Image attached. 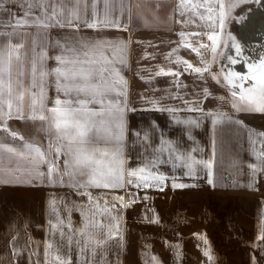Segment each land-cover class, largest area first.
<instances>
[{"label": "crops", "instance_id": "0c3cea01", "mask_svg": "<svg viewBox=\"0 0 264 264\" xmlns=\"http://www.w3.org/2000/svg\"><path fill=\"white\" fill-rule=\"evenodd\" d=\"M110 2L120 20L119 28L103 25L88 28L84 20H92V0H80L79 30L73 31L71 27L16 28L13 25L26 12L30 17L41 16L43 8L51 14L53 5L58 12L67 15L77 10L74 8L76 0H0V42L23 46L20 80L24 90V118H17L14 113L12 118L6 115L5 120L25 125L26 130L32 125L40 136L45 134L43 125L47 122L28 118L39 115L29 109L28 90L32 84V59L39 60L42 52L45 54L44 67L51 70L56 67L54 57L61 55L65 43H124L127 47L121 75L127 81L123 106L126 131L119 146L123 150L125 168L144 167L151 161L156 164L154 171L170 179L162 185V191L155 185L137 188L135 183L116 189L90 187L78 191V184L86 178L57 175L56 181L49 183L46 176L36 179L35 170L26 167V161L10 162L5 158L0 161V264H58L54 259L57 255L68 264H264L263 255H256L253 242L263 236L264 202L256 201L252 194V187L260 189L264 181H242L235 175L238 168L234 170L239 160L241 171L251 170L249 165L255 164L258 175L264 176V166L259 162L264 159L260 154L263 150L248 152V125L236 115L238 111L232 107L228 88L214 82L207 71L198 74L191 69L185 70L187 65L182 62L207 67L211 43L207 34L211 28L201 24L198 16L194 18L195 23L193 20L191 24L187 22L189 10L178 8L180 0ZM183 2L191 7L202 0ZM102 8L101 2L98 11ZM182 11L185 15L180 14ZM174 20L176 25L170 23ZM180 32H200V36L186 35L184 43L190 42L194 47L203 43L209 47L201 49L198 55L181 45ZM161 68L179 75H156ZM33 91L38 93L40 89L36 87ZM44 94L45 106L51 107L57 97L54 78H44ZM61 98L65 97L61 95ZM196 107L203 112L188 110ZM157 108L178 111H158ZM209 113H223V117H218V122L213 124ZM245 114L264 124L263 113ZM256 136L257 146L263 148L264 137ZM162 139L171 144L161 145ZM24 141L42 149L46 147L43 140L27 138ZM0 142L13 143L17 147L21 143L4 133H1ZM114 145L115 141L109 146ZM172 146L179 154L191 153L199 161L213 159L214 185L207 183V170L203 165L196 166L194 177L185 175L184 160L173 161L167 152L161 155L157 151L160 147ZM58 164L62 170L63 158ZM30 171L31 183L23 182L30 178L25 174ZM38 171L47 173V164H41ZM9 172L19 180H11ZM171 178L195 187L173 188ZM81 191L90 192L93 201L90 203ZM115 196L124 199L114 200ZM235 198L241 202L233 200ZM97 199L101 208L107 202L111 215L118 217L119 238H115L113 232L106 237L103 246H90L82 233L88 231L86 213L90 207H95ZM237 203H245V211L240 210L239 217L238 211L232 212ZM96 218L99 221L101 215ZM249 219L250 224L244 227L241 222H249ZM257 220H260V228ZM103 222L108 224L106 216ZM153 256L157 258L155 262L151 259Z\"/></svg>", "mask_w": 264, "mask_h": 264}, {"label": "snow or ice", "instance_id": "6c2138e0", "mask_svg": "<svg viewBox=\"0 0 264 264\" xmlns=\"http://www.w3.org/2000/svg\"><path fill=\"white\" fill-rule=\"evenodd\" d=\"M103 4L102 10L98 11V4ZM248 0H215L209 3L205 0L203 4H189L182 2L178 5L180 9H188L202 21H207L211 31L207 34V40L210 41L213 61L217 56H225L224 49L232 48L235 50V57L227 55L229 64L234 65L241 62L243 56L242 47L235 41L230 34L227 39L224 38V27L226 18L230 13L240 5L247 3ZM80 0H76L74 8L76 11H69L65 15L62 11L58 12L53 5L51 14L45 9H41V16L30 17L26 12L23 18H17L13 27H71L73 31L79 30L81 16L79 14ZM92 20L84 23L88 28H97L100 25L105 27H120V20L115 16L114 5L110 0H92ZM218 7V12L216 11ZM63 8V5H61ZM203 8L207 16L202 14L199 9ZM181 15H185L182 11ZM217 22L219 30H216ZM195 23V19L193 20ZM181 45L200 54L201 49H207L208 44H199L194 47L190 42L184 43L186 35L200 36V32L186 34L179 33ZM8 41V37H5ZM59 46V45H58ZM22 45L11 42L0 43V129L8 133L13 141L19 140L20 146L13 143L0 142V161L7 158L10 162L26 161V167L35 170L36 179H43L45 176L49 183L56 181L57 175L69 178L79 176L86 178L83 183L78 184L79 189L90 187L103 189L122 188L125 184H133L137 188H145L155 185L159 190H163L162 185L170 178L158 171H154L156 164L149 162L144 167L128 170L125 168V159L122 148L119 146L123 140L126 131L123 120V107L126 104V85L127 81L121 75V69L125 65L126 44L108 43L104 41L87 42L75 45L65 43L61 55L54 57L56 67L46 70L43 59L44 53L40 54V59H32L31 76L32 84L29 93V109L31 112H38L36 115H30L29 119H39L41 122H47L51 138L48 141L47 148L42 149L34 143H27L23 136L10 131L7 127L5 116L12 118L13 114L17 118L23 119V100L24 90L20 77L23 75L22 60L20 50ZM187 68L195 73L208 71L207 67H195L188 61H182ZM223 81L227 84L232 97V107L237 111L264 113V57L260 62L248 63L247 74H241L229 69L224 71ZM156 75H173L179 73L161 68ZM52 77L55 81L57 97L51 107L45 106L44 78ZM212 79L220 83L218 77L213 74ZM39 87L37 93L33 91ZM61 95L65 97L61 98ZM37 105L39 106L37 108ZM5 109L7 111H5ZM134 110V109H133ZM158 111L175 112L177 109L157 108ZM189 111H200L203 109L196 107ZM213 124L218 122V117H223V113L213 114ZM181 121H177L180 123ZM191 124H197V121H188ZM264 137V133H258ZM113 141H115L114 146ZM105 145L100 147L99 145ZM171 142L161 140V145H170ZM163 155L164 152L173 161L184 160L183 166L187 169L185 175L195 176L196 166L203 165L207 170V183L214 185V160L208 161L196 160L191 153L187 155L179 154L178 149L172 147H160L157 149ZM214 155V153H213ZM264 155V153H262ZM63 158V169L59 167L58 161ZM41 164H47V173L38 171ZM264 164V161H261ZM253 172H256L257 165H249ZM71 169V171H69ZM30 178L24 180L25 183H31V171L25 173ZM11 180H19L12 176ZM133 178H136L135 181ZM171 187L187 188L195 185L177 183L176 178H171ZM81 195L87 196L89 202L93 201V196L88 191H81ZM114 200L122 201L124 198L115 196ZM147 199V197H145ZM55 204V201L52 202ZM115 208V205H112ZM85 214V213H82ZM101 219L97 220V215ZM86 215L89 222L86 225L88 231L82 233L87 237V243L96 246H103L107 240L106 237L116 233L115 238H119V220L118 217L111 215V209L105 202V207H100V200L95 201V207H90ZM107 217L108 224H104L103 219ZM115 221V225H113ZM56 225H53L55 228ZM69 227L71 225L69 224ZM264 239V237H261ZM49 247H51L49 245ZM205 255H209L205 252ZM211 258V257H210ZM58 264H68L58 255L54 258ZM152 261H156L153 256Z\"/></svg>", "mask_w": 264, "mask_h": 264}, {"label": "rangeland", "instance_id": "374dc122", "mask_svg": "<svg viewBox=\"0 0 264 264\" xmlns=\"http://www.w3.org/2000/svg\"><path fill=\"white\" fill-rule=\"evenodd\" d=\"M181 2L182 1L180 0V3ZM204 2H205V0H202V2L199 3V4H203ZM214 2H215V0H209V3H214ZM225 2L227 3V0H225ZM255 3H256V0H248L247 3H244V4L240 5L239 7L235 8L230 13V15H228V17L226 18V26H225V30H224V34H223L225 39H227L228 35L231 34V31L234 29V24L236 23V21L239 18H243L244 15H245L244 14L245 11L247 9H249V7L251 5H253V4H255ZM199 11L202 14H204L205 16H207V13L204 11L203 8H200ZM216 11L218 12V7H217ZM186 14H187V18L185 20H187V22H189L191 24V21L194 20L195 17L193 16V13L191 11L187 12ZM199 22L201 24L203 23L204 26L207 25V21L206 20L202 21V20L199 19ZM170 23H173L174 25H176L175 20L171 21ZM262 28H263V23H260V24L255 25V26L252 25V26L248 27L247 31L245 32V35H248L247 36L248 46H250L249 49H248V53L251 52L250 50L258 48V46L256 47L255 42L257 41V38H258L259 34L261 33L260 30ZM217 29H218V22H217V25H216V30ZM227 49L228 48L224 49L225 53H226ZM256 49H255V51H256ZM223 58H224V56H217L216 57V61L214 62V64L216 65V68L219 69V72L221 74H222V72H221V69H222L221 68V62L223 61ZM236 115L240 116V114L237 113V112H236ZM262 115L264 116V113ZM237 119L239 120V118H237ZM8 124H9L8 128L9 129H10V127L13 128L14 132L18 133L19 136H23V137L27 136V137H29L31 139L43 140L45 142V144H46L45 145L46 146L45 149L47 148L48 141L51 138V134L49 132L47 124L43 125V129L45 130V134L44 135L42 134L41 136H40V133L37 132V129H35V127L32 126V125H29L28 129L26 130L27 126H25V125H20V124H15V123L13 124V123H10V122ZM28 130H30V131H28ZM25 131H28V132L26 133ZM258 133H264V130L253 128V127L248 125V152H250V153L252 151H254V152L257 151L256 149H258V150L262 149L263 151L260 154L264 153V147L260 148V146L259 147L257 146L258 137L256 135H258ZM252 135L255 136V137H253ZM0 136H1V131H0ZM259 138L262 139L263 137L259 136ZM250 153H248V155H250ZM261 161H264V159L263 160L260 159V161H259L260 164H261ZM241 165H242L241 162L239 160H237L236 161V168H234V170L238 168V172H237V174H235L238 179H240L242 181H247L249 183L256 182V181H259V182L264 181V176L260 177L258 175L257 171L253 172L252 170H249V169H248V171L246 169H242V171H241V167H240ZM262 165L264 166V164H262ZM245 166H246V168L248 167V165H246V164H245ZM244 170H245V172H244ZM252 194L254 195V197H256V198H254L255 200L257 199L256 201L259 200V201H261V203H263L264 202V185H262L260 187V189L259 188L255 189V188L252 187ZM246 195H248V194H246ZM245 196L243 198H245ZM243 198H242V200H243ZM236 199H238V198H235L233 200H236ZM239 202H241V201L239 200ZM244 205H245V203H241V205H240V203H237L236 206H233L232 212L238 211V213L236 215L239 217L240 216V214H239L240 210L243 211V213L245 211ZM263 207H264V205H263ZM261 214L264 215V210H263V212ZM262 222H263V225H264V218H263ZM241 223H243V226L245 227L246 224H248V225L250 224V219H249V222H248V220L247 221L245 220L244 222H241ZM256 224H258V228H260L259 227L260 220L259 221L257 220ZM262 233H263V236H261V237H264V230H263ZM253 242H254V245H255V248H256L255 249L256 250L255 251L256 255H257V253H261L263 255V260H264V239H262V238L254 239Z\"/></svg>", "mask_w": 264, "mask_h": 264}, {"label": "bare ground", "instance_id": "6f19581e", "mask_svg": "<svg viewBox=\"0 0 264 264\" xmlns=\"http://www.w3.org/2000/svg\"><path fill=\"white\" fill-rule=\"evenodd\" d=\"M244 14L245 15L243 18H239L236 21V23L234 24V29L230 34L242 47L243 56L241 58V62L234 65L228 63L226 59L227 55L235 57V50L232 48H228L226 51V55L221 62V68H223L224 71H228L229 69H231L241 74H247L248 63H257L264 55V0H256V3L251 5ZM260 23H263V28L260 30L261 33L259 34L257 41L255 42L256 47L258 46V48H255L256 51L255 49H252L250 50L251 52L248 53V49L250 46H248V35H245V32L247 31L248 27L252 25L255 26Z\"/></svg>", "mask_w": 264, "mask_h": 264}, {"label": "water", "instance_id": "95a60500", "mask_svg": "<svg viewBox=\"0 0 264 264\" xmlns=\"http://www.w3.org/2000/svg\"><path fill=\"white\" fill-rule=\"evenodd\" d=\"M226 26V23H225ZM219 30V28H218ZM225 30V27H224ZM224 34V33H223ZM264 57V55H263ZM260 62V60L257 62V64ZM207 74L208 76L212 79V75L215 74L218 79L220 80V85L227 87V84L223 81V75L219 72V69L216 68V65L214 64L213 58H212V52H211V48L209 50V55H208V62H207ZM248 72V71H247ZM213 80V79H212ZM214 82H216L215 80H213ZM217 83V82H216ZM239 114L241 116V119L249 126L253 127V128H257V129H262L264 130V124L261 123L260 121H255L252 120V118L250 119L246 114L245 111H239Z\"/></svg>", "mask_w": 264, "mask_h": 264}, {"label": "trees", "instance_id": "16d2710c", "mask_svg": "<svg viewBox=\"0 0 264 264\" xmlns=\"http://www.w3.org/2000/svg\"><path fill=\"white\" fill-rule=\"evenodd\" d=\"M13 124H14V123H13ZM15 124H18V123H15ZM8 125H9V124L7 123V127H8ZM9 130H10V131H14V129H13V128H11V127H10V129H9ZM0 131H1V133H4V134H6V135L10 136L8 133H5V132H4L2 129H0ZM18 136H19V135H18ZM10 137H11V136H10ZM27 138H29V137H27V136H25V137H24V139H27Z\"/></svg>", "mask_w": 264, "mask_h": 264}, {"label": "flooded vegetation", "instance_id": "af4514ba", "mask_svg": "<svg viewBox=\"0 0 264 264\" xmlns=\"http://www.w3.org/2000/svg\"><path fill=\"white\" fill-rule=\"evenodd\" d=\"M238 113H239V111H238Z\"/></svg>", "mask_w": 264, "mask_h": 264}]
</instances>
